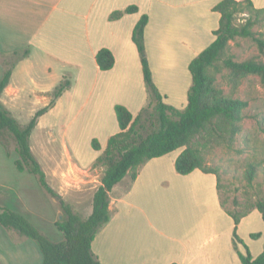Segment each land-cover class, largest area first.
<instances>
[{
    "label": "crops",
    "instance_id": "1",
    "mask_svg": "<svg viewBox=\"0 0 264 264\" xmlns=\"http://www.w3.org/2000/svg\"><path fill=\"white\" fill-rule=\"evenodd\" d=\"M220 1L0 0V79L8 68L6 58L29 50L13 66L1 102L19 120L31 119L50 104L64 76L72 81L40 116L34 131L41 129L49 136L61 133L65 157L54 162L50 156L57 181L52 187L77 212L88 217L93 211L94 194L102 184L95 162L108 139L121 131L116 105L126 106L136 116L149 102L141 54L133 38L139 20L149 16L145 44L153 81L165 102L178 108L179 103H188L193 84L190 63L216 38L221 14L214 8ZM252 1L264 8V0ZM131 5L138 11L111 18ZM102 48L114 53L110 69L98 65L96 55ZM94 139L102 150L93 147ZM181 152L148 160L136 179L127 176L113 188L112 217L92 243L100 264H243L240 252L256 258L264 251L261 212L253 209L236 228L222 204L218 176L202 169L178 172ZM31 180L54 216V198L39 179V183ZM28 192L26 183L16 187L0 183V202L36 225L32 216H46L29 204ZM60 213L59 208L57 217H52L55 224ZM0 235L5 238L0 243L5 249L0 251V264H42L36 249L35 258L31 257L29 237L2 224ZM64 239L65 235L59 241Z\"/></svg>",
    "mask_w": 264,
    "mask_h": 264
},
{
    "label": "trees",
    "instance_id": "2",
    "mask_svg": "<svg viewBox=\"0 0 264 264\" xmlns=\"http://www.w3.org/2000/svg\"><path fill=\"white\" fill-rule=\"evenodd\" d=\"M214 9L221 14L220 26L215 31L216 38L212 44L190 63L193 84L184 109L166 103L153 81L145 44V27L149 16L143 15L137 23L133 38L141 54L149 102L136 116L126 106L116 105L121 131L108 139L105 150L95 162V166L104 168V173L102 184L94 194L93 211L88 217H83L77 212L74 206L50 185L30 143L40 116L54 105L56 99L71 86L72 81L64 76L52 92L50 104L39 109L27 123H22L0 100V143L7 148L2 136L5 131L13 133L19 153V158L15 161L16 167L20 171L27 170L35 174L48 193L57 199L62 210V216L56 226L64 233L65 239L53 241L25 215L0 202V223L36 240L42 251V264H100L92 249V243L112 217L110 193L125 177L136 179L141 167L152 158L184 148L176 160L178 172L188 174L195 169H202L215 173L221 193V175L218 167L207 164L203 151L194 141L201 135L211 134L232 145L237 134L241 132L248 101L234 96L232 92L227 93L219 84L218 75L225 78L233 89L239 86L242 79L252 74L259 75L264 83V61L255 58L237 60L231 51L232 41L238 37H249L256 43L260 52L264 53V33L255 30L256 26L264 24V8L257 7L252 0H221ZM136 11L138 7L131 5L124 10L115 11L111 18L116 19ZM241 14L244 15L242 20ZM28 54L29 50H26L17 56L16 61ZM96 59L101 69H110L115 64L114 53L109 48L100 49ZM16 61L8 65L0 79V97L10 82ZM93 147L98 150L101 148L98 139L93 140ZM7 153L9 154L8 150ZM257 172L258 166L255 163L248 165L245 174L249 182L254 181ZM222 204L225 207L223 200ZM253 209H258L264 219V198H259L244 211H231L226 208L233 216L236 228L242 218ZM235 241H240L237 232ZM240 255L243 264H264V251L256 258L252 257L250 252H240Z\"/></svg>",
    "mask_w": 264,
    "mask_h": 264
},
{
    "label": "rangeland",
    "instance_id": "3",
    "mask_svg": "<svg viewBox=\"0 0 264 264\" xmlns=\"http://www.w3.org/2000/svg\"><path fill=\"white\" fill-rule=\"evenodd\" d=\"M243 18L244 15L241 14L240 20ZM255 30L264 33V24L256 26ZM231 51L237 60L255 58L264 61V53L260 52L256 43L249 37H238L235 41H232ZM16 59L17 56L6 58L7 64L10 65ZM218 82L227 93L232 92L234 96L248 101V106L244 110V119L241 123L242 130L237 134L232 145H228L217 135L211 134L197 137L194 143L203 151L207 164L216 166L219 169L222 184L220 195L225 207L231 211H244L251 207L259 198H264V83L260 76L255 74L242 79L239 86L234 89L221 75H218ZM178 105L179 109H184L187 106V104L180 106V103ZM24 119L20 121L27 123L30 120L27 116H24ZM2 140L7 144V148L0 143V183L9 187H16L19 182L26 183L29 188V204L32 207H36L37 211H40L43 216H46L44 218L32 216L33 220L36 221V225H34L53 241H59L64 234L52 222V217H57L56 212L60 208L59 202L53 197V216L51 207L40 196L38 185L31 180V178L34 180L36 178L38 181L37 176L30 172L22 173L16 167L15 161L19 158V153L13 133L5 131ZM30 142L34 154L42 163V168L48 173V182L55 187L57 181L52 176L53 168L50 163V156H53L54 162L56 158H59V160L62 158L63 160V157H65L63 153L64 139L61 133L56 131L53 136H49L44 130L37 129L32 134ZM47 149L53 150V153H45L44 151ZM183 149L179 148L172 152H179ZM99 150H102V146ZM251 163H255L258 166L257 176L252 183L248 181L245 174L248 165ZM98 167L97 179H101L104 168ZM60 214L62 215V210ZM80 214L85 217L84 213L81 212ZM4 239L3 235H0L1 244ZM30 242L33 244V246H28L31 257L35 258L36 256L34 249H36L37 254L39 252L42 255L38 242L32 238H30ZM1 246L0 251H4V247L2 249Z\"/></svg>",
    "mask_w": 264,
    "mask_h": 264
}]
</instances>
